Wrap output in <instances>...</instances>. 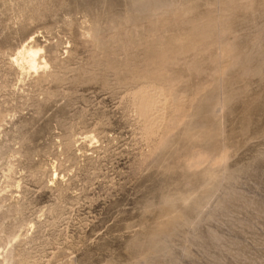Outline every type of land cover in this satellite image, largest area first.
<instances>
[{
	"label": "rangeland",
	"instance_id": "obj_1",
	"mask_svg": "<svg viewBox=\"0 0 264 264\" xmlns=\"http://www.w3.org/2000/svg\"><path fill=\"white\" fill-rule=\"evenodd\" d=\"M0 264H264V0H0Z\"/></svg>",
	"mask_w": 264,
	"mask_h": 264
},
{
	"label": "bare ground",
	"instance_id": "obj_2",
	"mask_svg": "<svg viewBox=\"0 0 264 264\" xmlns=\"http://www.w3.org/2000/svg\"><path fill=\"white\" fill-rule=\"evenodd\" d=\"M37 50H34L32 48H22V50L19 52V54L21 55L24 63L29 67H35V65L37 64V59H36V55H37Z\"/></svg>",
	"mask_w": 264,
	"mask_h": 264
}]
</instances>
